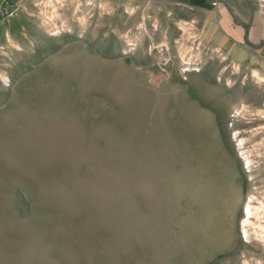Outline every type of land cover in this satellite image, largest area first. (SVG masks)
<instances>
[{"label":"rangeland","instance_id":"374dc122","mask_svg":"<svg viewBox=\"0 0 264 264\" xmlns=\"http://www.w3.org/2000/svg\"><path fill=\"white\" fill-rule=\"evenodd\" d=\"M12 1L1 23L29 35L0 40V264H264L240 230L264 201V60L164 1Z\"/></svg>","mask_w":264,"mask_h":264},{"label":"crops","instance_id":"0c3cea01","mask_svg":"<svg viewBox=\"0 0 264 264\" xmlns=\"http://www.w3.org/2000/svg\"><path fill=\"white\" fill-rule=\"evenodd\" d=\"M23 1L25 0H18L19 4L23 3ZM149 1H164L174 6H183L196 10L203 18L199 23V32L201 34L205 33L208 40L217 46L221 44V48L241 59V61L246 60L248 57H260V59L264 60L263 0ZM20 24L15 21L0 22V40H13L20 45L18 41L26 40L29 35V33L25 34L27 31ZM26 63H28V60Z\"/></svg>","mask_w":264,"mask_h":264},{"label":"bare ground","instance_id":"6f19581e","mask_svg":"<svg viewBox=\"0 0 264 264\" xmlns=\"http://www.w3.org/2000/svg\"><path fill=\"white\" fill-rule=\"evenodd\" d=\"M55 34V33H53ZM257 75V74H256ZM193 85V84H192ZM197 86V85H196ZM193 127V126H192ZM212 129V128H211ZM204 130V129H203ZM209 130V129H208ZM201 132V131H199ZM195 131L192 128H187L184 132H183V137L187 140H191L192 136L194 135ZM209 134V133H208ZM206 133V135H208ZM236 134V133H235ZM234 134V137H235ZM200 135V134H199ZM211 135H209L210 138ZM202 137V136H201ZM237 137V136H236ZM204 138V137H203ZM208 136L205 138L207 139ZM216 138V137H215ZM211 140V139H210ZM168 143H171L172 141L170 139H167ZM202 139H201V143H202ZM209 141V139H208ZM206 140V142H208ZM205 142V145H206ZM200 143V144H201ZM213 143V142H212ZM211 143V144H212ZM192 144V143H191ZM203 144V143H202ZM204 145V144H203ZM216 145V144H215ZM188 146V145H187ZM239 146H244L243 145V140L240 139L239 140ZM217 147V146H216ZM199 149V148H198ZM202 149V148H200ZM199 149V150H200ZM214 149V148H213ZM217 149V148H216ZM215 149V150H216ZM241 149H244L241 148ZM212 152V151H211ZM256 152V151H255ZM260 152V151H258ZM209 154V152L207 153ZM259 154V153H256ZM255 154V156H256ZM263 154V153H262ZM170 155V154H169ZM252 155V153H251ZM250 155V151H246L245 152H240V156L243 159L244 165H245V170H249V172L251 171V169L254 167V160L252 159ZM215 156V155H214ZM262 156V155H261ZM259 155V157H261ZM256 159V158H254ZM263 159V158H262ZM259 160V159H258ZM261 161V160H259ZM259 167V166H258ZM257 168V167H256ZM259 169V168H258ZM226 172V171H225ZM224 172V173H225ZM248 172V173H249ZM209 171L206 172L205 174V178L203 180V192H204V200H211V201H216V196L215 193L218 191H222L224 190L226 187L223 185V180H221V177H217L214 176L213 174L210 173V175H208ZM208 175V176H207ZM226 175V174H225ZM215 179V180H214ZM225 180V178H223ZM227 182V181H226ZM229 182V181H228ZM229 185V184H228ZM225 187V188H224ZM228 189L229 186L227 187ZM226 190V189H225ZM225 192V191H224ZM227 195L225 194V198L226 199H230L231 198V193L229 194V191H226ZM222 193V192H220ZM229 195V196H228ZM219 196H224V195H219ZM228 196V197H227ZM259 197V196H258ZM233 198H231L232 200ZM263 199V198H262ZM217 200H218V195H217ZM222 200V199H221ZM228 201V200H227ZM262 201V200H261ZM209 202V201H208ZM220 202V201H218ZM255 203H258V206L253 205ZM264 202V201H263ZM260 202L258 200V198L256 199L255 196L250 195L247 197L246 202L244 204L243 207V219L241 221V231L244 235V238L246 237L247 239L250 238H254V240L256 241H260L263 245H264V203ZM211 203V202H210ZM222 203V202H221ZM218 205V204H217ZM211 206V205H210ZM221 209V208H220ZM218 211V209H217ZM220 212V211H219ZM246 239V240H247ZM210 246V244H209Z\"/></svg>","mask_w":264,"mask_h":264},{"label":"built area","instance_id":"2783aa9c","mask_svg":"<svg viewBox=\"0 0 264 264\" xmlns=\"http://www.w3.org/2000/svg\"><path fill=\"white\" fill-rule=\"evenodd\" d=\"M16 11L12 0H0V22L11 19Z\"/></svg>","mask_w":264,"mask_h":264}]
</instances>
